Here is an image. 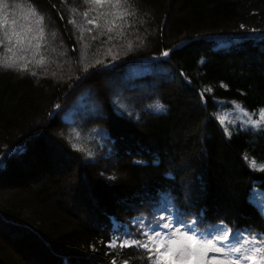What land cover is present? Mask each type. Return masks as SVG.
Returning a JSON list of instances; mask_svg holds the SVG:
<instances>
[{
    "label": "trees",
    "instance_id": "16d2710c",
    "mask_svg": "<svg viewBox=\"0 0 264 264\" xmlns=\"http://www.w3.org/2000/svg\"><path fill=\"white\" fill-rule=\"evenodd\" d=\"M34 3L45 18L47 71L0 69V264H123L131 249L107 248L115 223L166 215L158 209L167 201L154 203L168 188L192 218L264 232L248 202L250 192L264 199V133L215 119L234 118L233 101L253 118L264 108V0H136L143 23L112 42L115 60L105 37L80 39L68 23L92 27L82 0ZM224 36L239 39L223 48L214 38ZM10 55L0 48V58ZM153 59L159 72L131 82L128 69ZM104 78L120 79L118 96ZM72 109L70 126L62 116Z\"/></svg>",
    "mask_w": 264,
    "mask_h": 264
},
{
    "label": "snow or ice",
    "instance_id": "6c2138e0",
    "mask_svg": "<svg viewBox=\"0 0 264 264\" xmlns=\"http://www.w3.org/2000/svg\"><path fill=\"white\" fill-rule=\"evenodd\" d=\"M82 3L86 9L81 15L86 25L92 27L77 25L75 19H70L68 23L79 29L80 39H83L84 31L90 34L95 31L96 34L91 36L92 40L105 37L101 44L111 45L108 49L109 55H112L113 60L117 59L119 54L113 55L111 52V47L116 46L112 42L124 39L133 29L139 31V23H143L137 22L139 7L136 0H82ZM77 10L75 7L72 8L74 13ZM44 19L34 0L27 2L20 0L11 4L0 0V48L11 54L0 58V69L13 70L32 77L37 76L34 69L47 71L48 61L45 52L49 42ZM241 28L243 29L244 25H241ZM257 31L250 30L252 33ZM52 35L55 36L56 33L53 32ZM259 39L264 41V33ZM126 48L128 52H132L133 43L128 42ZM160 55L167 58L170 51L164 50ZM96 63L102 64V61L97 60ZM211 91L209 88L208 92ZM201 100H204L203 94ZM113 103L121 110L128 108L120 98ZM216 103L219 107L224 102ZM232 103L236 109L235 117L216 116L219 125L224 126L227 121L229 125L245 132L257 135L264 133V108L259 109L258 118H253V114L241 103L235 101ZM55 107L59 109L60 105L57 104ZM155 110L159 112L167 109L165 105L157 103ZM128 115H132L130 109ZM210 120L211 117L206 120L205 129ZM236 121H239L238 125ZM224 134H231L228 127H224ZM72 147L82 151L75 144ZM250 166L255 168V159L251 161ZM258 170L264 172V163L259 165ZM166 175L171 176V173ZM162 192L167 199V205L158 211H163L167 213L166 215L152 213L150 214L152 218L147 221L140 216L127 223L115 225L116 231L111 233L107 248L131 249L128 254L121 252L122 257L127 255V258L123 259V264H133V261L135 264H264V232L256 231L254 226L231 228L223 222L209 223L200 213H197L195 220H191L190 213L181 210L180 205L175 203L170 188ZM248 202L256 208L261 220H264V199L257 200L256 194L250 192ZM173 208L176 209L175 213L172 211ZM93 251H96L95 247ZM112 264H117V261L113 259Z\"/></svg>",
    "mask_w": 264,
    "mask_h": 264
},
{
    "label": "rangeland",
    "instance_id": "374dc122",
    "mask_svg": "<svg viewBox=\"0 0 264 264\" xmlns=\"http://www.w3.org/2000/svg\"><path fill=\"white\" fill-rule=\"evenodd\" d=\"M167 24V23H166ZM133 71H136V69H134ZM144 71H147L146 69H144ZM104 80H105V83L107 84V85H109V86H111V87H113V89H114V93H115V96H118L119 94H120V90H121V88L119 87V82H120V79L119 78H113V79H108V78H104ZM51 86H52V84H50ZM147 92V91H146ZM42 124V123H41ZM42 126V125H41ZM41 126H39L40 127V129L41 128H46L47 127V123H44L43 122V127H41ZM38 127V128H39ZM40 129L38 130V131H40ZM26 137V136H25Z\"/></svg>",
    "mask_w": 264,
    "mask_h": 264
}]
</instances>
